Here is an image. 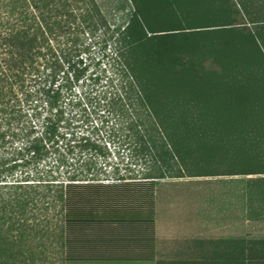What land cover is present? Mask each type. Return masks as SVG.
<instances>
[{
    "label": "trees",
    "instance_id": "obj_1",
    "mask_svg": "<svg viewBox=\"0 0 264 264\" xmlns=\"http://www.w3.org/2000/svg\"><path fill=\"white\" fill-rule=\"evenodd\" d=\"M129 1L130 17L115 36L95 0H0V264L33 263L28 222L37 197L54 212L63 264H164L93 239L65 242L63 224L190 219L228 195L213 178H244L241 202L256 215L264 198V0ZM107 40L129 88L103 99V116L139 119L144 109L153 118L158 175L96 179L102 151L86 138L68 147L69 159L58 158L56 177L34 180L22 170L57 143L85 43ZM230 244L236 248V238ZM243 257L264 264V240L258 246L240 236Z\"/></svg>",
    "mask_w": 264,
    "mask_h": 264
},
{
    "label": "rangeland",
    "instance_id": "obj_2",
    "mask_svg": "<svg viewBox=\"0 0 264 264\" xmlns=\"http://www.w3.org/2000/svg\"><path fill=\"white\" fill-rule=\"evenodd\" d=\"M105 20L115 36L126 26L132 7L129 0H95ZM108 39V37L106 38ZM115 47L111 41L99 42L90 45L87 41L81 55L83 71L78 82H72L65 93V100L62 104L66 112L65 120L61 123L60 134L57 143H51L46 147L42 161L37 165H30L25 169L34 176V180H52L61 169H57L58 158L69 159L68 147H73L81 139L88 138L101 147L102 155L96 159L98 174L96 179L100 181H114L117 178L143 179L155 177L152 161L153 149L151 141L156 142V148L160 149L161 136L153 118L147 116L144 109L139 110V119H112L103 116V99L124 95L129 86L124 83L121 76L122 68L115 56ZM108 101V100H107ZM224 181L220 188L228 195L219 198L214 205L210 206L204 213L206 219L214 229H220L223 234H234L239 230L240 236L247 241L261 244L264 240V209L261 207L264 198H258L256 215L250 218L245 212L244 204L241 202V195L245 191V184L242 177L213 178ZM33 180V179H32ZM197 181V179H165V181ZM200 179H198L199 181ZM231 181V182H225ZM159 183L160 181H156ZM24 182L23 184H29ZM45 183V182H41ZM43 192L44 189H38ZM46 192V191H44ZM34 197L30 194V198ZM37 197V196H36ZM34 202L32 213L34 219L28 222L32 231L27 243L33 247V263L31 264H63L65 248L62 251L52 234V226L55 223L54 212L46 209V204ZM182 208H184L182 206ZM38 209V210H36ZM176 212H179L177 210ZM29 215V214H28ZM31 215V214H30ZM94 224H63L64 240L78 238V241L92 240L95 231L107 230L105 226H93ZM253 228L257 230L253 232ZM77 233V234H75ZM221 234V233H219ZM222 234V235H223ZM247 235H251L246 237ZM221 235V237H222ZM77 236V237H76ZM224 236V235H223ZM70 238V239H71ZM242 255L244 254V246ZM225 259V258H224ZM240 259V252L237 258L230 257L229 260ZM246 261H244L245 263ZM19 262L17 261V264ZM4 264H11L4 260ZM13 264V263H12ZM245 264H261L259 262Z\"/></svg>",
    "mask_w": 264,
    "mask_h": 264
},
{
    "label": "crops",
    "instance_id": "obj_3",
    "mask_svg": "<svg viewBox=\"0 0 264 264\" xmlns=\"http://www.w3.org/2000/svg\"><path fill=\"white\" fill-rule=\"evenodd\" d=\"M207 219L204 215H195L190 219L162 218L155 223L94 224L97 227L105 226L107 230L95 231L93 240L105 244L104 247L111 250L149 252L152 253L154 261L163 263L245 264L240 259H224L222 255L220 257L221 252L239 255V230L232 235L223 234L220 229L211 227ZM235 238L236 248L230 244ZM225 243L229 244L223 247Z\"/></svg>",
    "mask_w": 264,
    "mask_h": 264
}]
</instances>
